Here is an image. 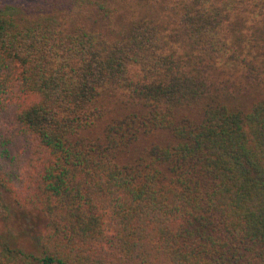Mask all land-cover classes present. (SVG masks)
Wrapping results in <instances>:
<instances>
[{
    "label": "trees",
    "instance_id": "trees-1",
    "mask_svg": "<svg viewBox=\"0 0 264 264\" xmlns=\"http://www.w3.org/2000/svg\"><path fill=\"white\" fill-rule=\"evenodd\" d=\"M11 207L0 264H264V0H0Z\"/></svg>",
    "mask_w": 264,
    "mask_h": 264
},
{
    "label": "rangeland",
    "instance_id": "rangeland-1",
    "mask_svg": "<svg viewBox=\"0 0 264 264\" xmlns=\"http://www.w3.org/2000/svg\"><path fill=\"white\" fill-rule=\"evenodd\" d=\"M117 7L119 8L118 15L120 14V19H127L133 15L126 7V3H121L120 6ZM143 13L144 11L134 12V14H138L136 16ZM86 22L88 26L95 27L93 22L88 20H86ZM98 28L99 30L103 29L102 31H104L106 35L112 34L109 30L103 28L102 25H99ZM114 28L118 29L116 25H114ZM24 147L25 140L23 135L15 134L8 145V158L16 156ZM5 211L7 214L9 213L10 216L5 217L4 211L0 208V233L3 231L7 232L9 234L8 236H12L13 243H24L28 247H32L43 229V219L34 212L16 210L12 207L6 208Z\"/></svg>",
    "mask_w": 264,
    "mask_h": 264
}]
</instances>
